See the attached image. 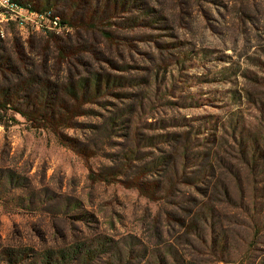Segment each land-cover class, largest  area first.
I'll use <instances>...</instances> for the list:
<instances>
[{
  "label": "rangeland",
  "instance_id": "rangeland-1",
  "mask_svg": "<svg viewBox=\"0 0 264 264\" xmlns=\"http://www.w3.org/2000/svg\"><path fill=\"white\" fill-rule=\"evenodd\" d=\"M20 1L46 5L69 24L0 21V56L10 60L0 82L95 73L116 83L88 105L93 111L78 118V127L65 131L86 146L89 139L98 144L88 163L48 130L7 113L16 121L0 125V247L86 240L95 254L91 264H264V200L248 203L246 181L264 166L242 163L230 138L236 125L249 137L264 132V0ZM130 108L134 138L121 121L115 135L102 139L98 128L107 116L120 110L130 118L123 111ZM190 129L193 152H214V161L207 158L213 173L187 158L186 179L169 200L89 181V169L112 166L140 138ZM137 147L141 158L149 154L145 161L158 152ZM200 173L213 174L230 197L217 193L209 201L215 218L196 221L195 237L177 218L195 221V205L208 201L210 178L190 185Z\"/></svg>",
  "mask_w": 264,
  "mask_h": 264
},
{
  "label": "trees",
  "instance_id": "trees-1",
  "mask_svg": "<svg viewBox=\"0 0 264 264\" xmlns=\"http://www.w3.org/2000/svg\"><path fill=\"white\" fill-rule=\"evenodd\" d=\"M14 1L39 12L50 9L46 5L38 8L34 4L24 3L20 0ZM62 18L60 19L61 23L69 24L65 18ZM81 23L87 26V22L81 21ZM103 34L106 36L108 32H103ZM9 61L6 56H0V73L4 74L8 71ZM111 81L116 83L115 80H110L107 75L95 73L91 74V77H87V75L77 78L66 76L63 80L49 77L41 78L35 74L20 77L15 81L11 78L5 79L0 82V125L7 127L15 123L14 116L10 115L8 118L6 116L9 111H13L21 116L31 128L45 129L51 132L61 146L69 148L88 163L91 158L96 157V150L100 149L98 144L89 139L86 146L65 131L78 127V118L87 116L93 111L88 108V105L99 103L98 99L101 93L109 88ZM123 111L131 114L130 118L121 114L120 110L117 113H111L107 116L106 122L98 128L102 139H109L115 135L116 125L121 121L131 125L125 129L133 131L132 138H134V133H137L132 128L137 122V118L132 116L135 110L130 108ZM148 126L151 127V125ZM191 129L181 133L165 132L145 139L140 138L137 143H133L134 149L130 151L126 149L112 166L98 171L89 169L88 179L94 183H120L125 187L136 189L140 196L150 201H167L175 193L174 190L178 189V186L182 185L183 180L186 179L183 172L186 170L184 162L187 158H190L194 165L213 173L212 165L209 162L214 161V152L210 149L205 155L204 152H193L194 142L192 141ZM232 130L233 136L231 135L230 138L236 145L235 154L240 157V161L247 166V163H250L251 170L256 167L258 160L264 166V132L249 137L244 133L243 128L239 129L238 125L234 126ZM211 136L215 141V134ZM161 143L167 145V150H159L162 149L159 148ZM137 146L141 148L151 147L158 152L152 154L150 160L145 161V157H149V154L143 153L141 158L140 148ZM202 157H205L203 163ZM207 158L210 159L209 162H207ZM141 161L144 162L141 167L132 166L133 163H140ZM141 170L143 172L139 173ZM208 178L210 180L206 183L210 190L207 192L209 199L208 201H199L195 205V208L200 211L199 215L195 213L192 216L195 221L191 219L186 223L185 217L177 218L178 224L184 230L188 231L193 227V230L190 231L195 237L200 232L199 229L196 231V221L215 218L209 201H212L217 193L224 200L230 197L228 188L221 184L219 179L213 180V174L206 176L204 173H200L198 176H193V178H189L190 185L196 189L195 185ZM246 181L251 186L248 203L254 207L257 199L264 200V170L261 171L260 177H256V174L251 175L250 178H246ZM201 195L204 196L202 192ZM252 222L254 223L252 228L256 227L257 223L254 219ZM94 256V250L90 244H87L86 240L74 243L65 242L60 247L51 246L41 249H34L28 245L0 247V264H91L90 261Z\"/></svg>",
  "mask_w": 264,
  "mask_h": 264
},
{
  "label": "built area",
  "instance_id": "built-area-1",
  "mask_svg": "<svg viewBox=\"0 0 264 264\" xmlns=\"http://www.w3.org/2000/svg\"><path fill=\"white\" fill-rule=\"evenodd\" d=\"M36 20V25H41L43 21H51L55 25L61 23L58 16H53L49 11L39 12L30 9L28 6L20 5L14 0H0V21L17 22L19 24L27 23L30 20ZM40 22V23H39Z\"/></svg>",
  "mask_w": 264,
  "mask_h": 264
}]
</instances>
